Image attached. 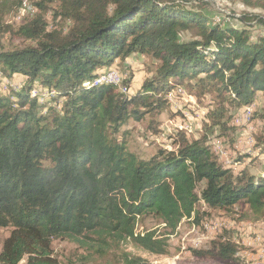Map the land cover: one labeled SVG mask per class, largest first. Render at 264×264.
I'll use <instances>...</instances> for the list:
<instances>
[{
    "label": "trees",
    "instance_id": "16d2710c",
    "mask_svg": "<svg viewBox=\"0 0 264 264\" xmlns=\"http://www.w3.org/2000/svg\"><path fill=\"white\" fill-rule=\"evenodd\" d=\"M32 1L39 12L16 31L23 45L0 51V74L26 82L0 95V228L9 229L1 264L24 257L26 264H62L53 256L55 239L101 258L112 253L120 264H150L122 245L166 254L168 235L199 201L227 212L242 201L264 214V175L224 166L208 143L212 129H226L229 108L251 105L264 93V38L252 40L247 26L215 22L173 0ZM240 1L264 10V0ZM53 2L54 16L70 22L66 30L47 27L43 13ZM183 32L189 39H181ZM134 53L155 61L135 91L128 92L129 77L94 82L98 66L124 63ZM34 84L54 94L40 102ZM178 88L194 97L214 94L204 133L189 140L176 130L174 148L147 159L129 151L118 139L121 128L147 116L148 126L157 128ZM52 100L57 104L48 105ZM256 117L264 119V112ZM254 143L264 152V125ZM144 216L158 220L164 232H136ZM190 251L220 264L240 263L229 239Z\"/></svg>",
    "mask_w": 264,
    "mask_h": 264
},
{
    "label": "rangeland",
    "instance_id": "374dc122",
    "mask_svg": "<svg viewBox=\"0 0 264 264\" xmlns=\"http://www.w3.org/2000/svg\"><path fill=\"white\" fill-rule=\"evenodd\" d=\"M173 1L203 10L215 22L238 28L247 26L252 40L264 38V10L245 6L240 0ZM18 3V0H0L2 7L0 21L3 25L0 29V51L22 46L23 42L16 37V31L21 24L39 12L32 0H23L21 5ZM55 9L56 3L53 2L43 13L48 29L66 30L70 22L55 17ZM248 14H258L261 20H246L245 16ZM189 37L188 32H183L181 35L183 40ZM153 62L155 61L147 55L134 53L129 55L124 63L117 60L108 68L106 65H100L96 70L100 73L104 70L105 72L112 71L119 79L129 77L131 86L128 92H131L136 90L143 79L150 75L149 70ZM23 80L24 78L19 74L9 79L0 74V95H10L21 90L24 87ZM32 93L36 94L42 102L51 97L54 91L41 89L34 84ZM258 93L260 94L256 95L251 105L239 109L229 108L226 116L230 118L226 123V129L223 131L217 128L212 129L208 133V143L212 152L224 166L232 168L233 171L246 167L252 174L264 175V152L254 145V137L264 125V119L256 117L257 114L264 112V93ZM169 98L168 110L157 117V128L153 129L148 126L149 116L140 121L129 120L121 128L118 139L125 140L129 151L147 159L160 148H174L173 138L176 130H184L189 140L199 138L204 133L202 127L205 122L204 116L206 111L214 106V94L206 93L203 96L194 97L182 88H178L169 94ZM55 103L56 101L52 100L47 104L54 105ZM244 111L245 118L241 115ZM216 141L220 143L222 152L217 151ZM195 212L191 217L182 218L176 230L168 235L166 254L149 253L135 249L126 243L122 247L140 254L150 264H220L212 259L196 257L191 254L190 250L205 249L211 246L212 241L229 239L236 244L238 249L236 256L240 263L237 264H264L261 262L264 254V214L260 216L253 214L242 201L237 202L231 212L212 208L203 201H199L195 206ZM151 228H159L160 233L164 232L163 225L150 216L140 218L135 231L143 232ZM8 233V228H0V249ZM52 251L53 256L62 264H67V262L120 264L112 253L101 258L65 239L53 240ZM18 264H26V257Z\"/></svg>",
    "mask_w": 264,
    "mask_h": 264
},
{
    "label": "bare ground",
    "instance_id": "6f19581e",
    "mask_svg": "<svg viewBox=\"0 0 264 264\" xmlns=\"http://www.w3.org/2000/svg\"><path fill=\"white\" fill-rule=\"evenodd\" d=\"M118 81H119V78L117 77V75L111 71V72L101 73L99 75V77L97 79H95L94 82H105V83L114 82V83H117ZM215 143H216V146L218 148L217 151L222 152V147H221L220 143L217 141ZM211 144H212V142H211Z\"/></svg>",
    "mask_w": 264,
    "mask_h": 264
},
{
    "label": "built area",
    "instance_id": "2783aa9c",
    "mask_svg": "<svg viewBox=\"0 0 264 264\" xmlns=\"http://www.w3.org/2000/svg\"><path fill=\"white\" fill-rule=\"evenodd\" d=\"M39 87H43V86H39ZM247 109V108H246ZM241 115H242V117H244L245 118V111L243 112V113H241ZM261 262H264V255H263V257H262V260H261Z\"/></svg>",
    "mask_w": 264,
    "mask_h": 264
},
{
    "label": "crops",
    "instance_id": "0c3cea01",
    "mask_svg": "<svg viewBox=\"0 0 264 264\" xmlns=\"http://www.w3.org/2000/svg\"><path fill=\"white\" fill-rule=\"evenodd\" d=\"M24 78V77H23ZM22 79V78H21ZM24 82H25V78H24V80H23V83L22 84H24ZM133 91H135V90H133ZM132 92V91H131ZM260 93H257L256 95L258 96Z\"/></svg>",
    "mask_w": 264,
    "mask_h": 264
}]
</instances>
